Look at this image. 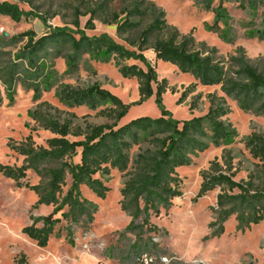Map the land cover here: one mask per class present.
Masks as SVG:
<instances>
[{
    "label": "trees",
    "instance_id": "obj_1",
    "mask_svg": "<svg viewBox=\"0 0 264 264\" xmlns=\"http://www.w3.org/2000/svg\"><path fill=\"white\" fill-rule=\"evenodd\" d=\"M218 1L217 8L213 3ZM241 9L255 12L264 0H236ZM224 0H194L196 6L214 14V21L206 26L207 32L219 34L221 24L227 19ZM58 12L52 17L69 19L71 27H49L48 17L25 12L16 4L0 2V17L15 23L25 19L41 20L47 31L38 36L32 30L11 38L0 36V81L5 88L21 84L33 94L35 107L28 111L29 119L53 137L44 146L35 145L31 135L12 150L23 157L19 167L1 165L0 174L15 183L17 188H28L36 196L32 210L41 206L52 207V211L39 217L30 216L31 225L22 228V234L32 240L38 248H46L56 228L66 223V239L73 244L72 226L88 225L94 220L97 206L85 199L82 187L95 198L105 199L109 188L105 178L117 171L123 179L119 189V209L129 223L122 235L131 234L135 241L131 249L130 264L143 254L151 253L155 243L150 234L159 229L151 222L161 210L167 212L175 198L181 197V179L177 169L191 165V157L209 146H228L237 133L223 120L230 114L226 98L235 103L238 110L264 117V57H247L242 48L226 58L218 56L215 47L197 42L192 33L182 34L166 21L165 12L149 0H58ZM80 18H87L83 27ZM114 27L116 35L137 53L126 50L106 34L88 36L86 31L95 30V23ZM250 36L264 40V13L259 27ZM224 42L229 41L222 37ZM23 43L15 55L3 49ZM150 50L154 61L174 66L196 82L181 93L180 105L196 85L219 87L222 96L206 95L207 111L181 122L161 111V116H141L119 125L132 104L103 89L98 83L87 87L61 85L56 91L57 101L67 108L86 107L98 111V116L109 123L100 125L75 124L74 113L60 111L50 103L40 101L41 94L53 86L52 74L46 73L44 62L62 59L67 74H75L83 56L95 62H109L117 66L121 77L137 83L140 104L154 96L160 106L161 96L167 91L165 79L158 80L155 63L141 55ZM141 60L145 69L125 59ZM51 77V79H50ZM172 92H174L171 89ZM201 100L198 94L190 103V110L197 108ZM1 104V98H0ZM244 148L256 163L245 179L235 180L238 170L233 166L230 150L223 149L220 162L214 159L206 170L199 173L201 182L196 198L218 191L215 207L211 208L214 220L209 223L210 237H219L224 224L235 220V230L244 233L251 226L264 221V134L252 132L243 140ZM77 159V161H75ZM40 178L37 185L24 182L27 171ZM66 188V190H64ZM59 215V217H56ZM40 224V226H38ZM13 264H27L22 254Z\"/></svg>",
    "mask_w": 264,
    "mask_h": 264
},
{
    "label": "rangeland",
    "instance_id": "obj_2",
    "mask_svg": "<svg viewBox=\"0 0 264 264\" xmlns=\"http://www.w3.org/2000/svg\"><path fill=\"white\" fill-rule=\"evenodd\" d=\"M2 1L16 4L25 12L38 13L48 18L58 12V0H0ZM149 1L154 2L165 12L168 24L176 27L182 34L191 32L197 42L215 47L221 58L233 54L237 48H242L250 59L264 57V40L250 36V33L259 27L260 16L264 13V3L253 12L249 8L241 9L236 0H224L223 8L227 19L220 25L221 32L217 35L206 30V26L213 23L214 14L196 6L194 0ZM247 1L243 0V3L246 5ZM217 6L218 1H215L213 8ZM86 19L80 18L81 27ZM68 23L69 19H62L60 16L49 18L47 21V25L52 28H69L71 26ZM27 30H32L40 36L47 28L38 18L23 17L19 23H15L7 17H0V36L6 33L9 39ZM86 34L88 36L106 34L126 50L137 53L135 48L130 47L116 35L112 26L96 22L95 30L86 31ZM223 34L229 41L222 40ZM22 45L23 43H20L3 51L15 55ZM141 55L155 63L158 80L165 79L167 82L168 89L161 96L160 106L157 105L154 96L140 104H133L139 100L137 83L121 77L112 59L106 63L95 62L87 55L83 56L78 71L72 75L65 73L66 67L62 59L52 58L45 61L44 69L46 73L52 74L54 84L50 90L41 94L40 101L48 102L60 111L74 113L77 117L75 124L84 127L85 124L100 125L109 122L98 116L99 110L90 111L86 107L67 108L61 105L56 99V91L61 85L87 87L98 83L103 89L120 98L123 103L132 104L119 125L141 116L158 118L162 110L167 111L173 120L181 122L206 113L207 94L216 93L222 96L219 87L210 88L197 84L195 91L177 105L181 93L196 82L191 76L180 73L168 63L155 62L152 52L148 49ZM123 64H135L145 69L144 63L135 58L125 59ZM198 94L201 95V100L197 103L196 109L190 110V103ZM0 98V164L19 167L23 164V157L12 150L13 146L19 145L31 135L35 145L45 147V141L53 136L29 119L28 111L35 107L36 102L32 100L33 94L27 87L17 84L7 89L0 81ZM225 100L230 108V114L223 120L234 128L237 137L228 146L218 148L209 146L191 157L190 166L177 169L181 179V197L172 201V206L167 212L161 210L158 217L151 218V222L159 229L156 235H149L153 237L156 245L151 253L158 251L168 257L173 256L180 261L174 264H264V221L240 233L235 230V220L231 217L224 224L222 235L211 238V229L208 225L214 220L211 208L215 207L218 191L196 198L201 182L199 173L206 170L214 159L220 162L223 149L231 152L233 166L238 170L236 181L245 179L256 163L244 148L243 140L252 132L264 134V117L243 113L230 99ZM105 180L109 192L103 200L95 198L82 187L83 197L97 206V212L91 224L80 223L72 226L73 244L66 239V223L62 222L50 237L47 247L38 248L32 240L22 234V228L31 225L30 216H45L52 211V207L41 206L32 210L37 200L35 194L28 188H17L13 181L5 179L0 174V264H13V261L18 260L22 254L27 264H130V251L135 238L131 234H121L129 223V218L120 211L118 205L119 189L123 179L117 171H111ZM24 182L37 185L40 178L29 170Z\"/></svg>",
    "mask_w": 264,
    "mask_h": 264
},
{
    "label": "built area",
    "instance_id": "obj_3",
    "mask_svg": "<svg viewBox=\"0 0 264 264\" xmlns=\"http://www.w3.org/2000/svg\"><path fill=\"white\" fill-rule=\"evenodd\" d=\"M86 248L87 246L85 245L84 249ZM174 262H180V261L174 258L173 256L168 257V256H155L150 254H143L137 259L135 263H131V264H174Z\"/></svg>",
    "mask_w": 264,
    "mask_h": 264
},
{
    "label": "water",
    "instance_id": "obj_4",
    "mask_svg": "<svg viewBox=\"0 0 264 264\" xmlns=\"http://www.w3.org/2000/svg\"><path fill=\"white\" fill-rule=\"evenodd\" d=\"M2 37L8 38V35L6 33H2Z\"/></svg>",
    "mask_w": 264,
    "mask_h": 264
},
{
    "label": "crops",
    "instance_id": "obj_5",
    "mask_svg": "<svg viewBox=\"0 0 264 264\" xmlns=\"http://www.w3.org/2000/svg\"><path fill=\"white\" fill-rule=\"evenodd\" d=\"M211 88V87H210Z\"/></svg>",
    "mask_w": 264,
    "mask_h": 264
}]
</instances>
